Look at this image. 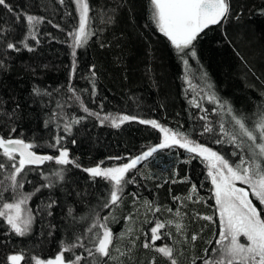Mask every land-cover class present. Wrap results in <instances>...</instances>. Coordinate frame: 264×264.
<instances>
[{
  "label": "trees",
  "instance_id": "1",
  "mask_svg": "<svg viewBox=\"0 0 264 264\" xmlns=\"http://www.w3.org/2000/svg\"><path fill=\"white\" fill-rule=\"evenodd\" d=\"M87 2L93 34L75 50L68 34L79 24L77 0H6L10 10L0 5V137L26 139L52 157L67 150L73 161L26 164L13 187L0 150V211L24 195L32 214L24 235L0 216V264H13L16 252L23 254L20 264L59 252L66 264L78 256L76 264H171L157 251L164 246L176 264H203L215 258L220 220L209 165L198 153L179 145L158 149L126 174L115 204L112 184L84 169L125 162L162 143L159 128L142 120L205 144L232 165L241 155L247 159L252 142L233 116L251 129L264 114V0H228L226 19L193 42L195 56L179 53L159 31L150 0ZM27 15L41 22L30 29ZM93 112L137 119L113 127ZM245 186L264 218V205ZM156 222L165 227L153 242ZM100 224L112 233L108 256L95 251Z\"/></svg>",
  "mask_w": 264,
  "mask_h": 264
},
{
  "label": "snow or ice",
  "instance_id": "2",
  "mask_svg": "<svg viewBox=\"0 0 264 264\" xmlns=\"http://www.w3.org/2000/svg\"><path fill=\"white\" fill-rule=\"evenodd\" d=\"M150 2L153 8L152 19L157 24L159 31L169 38L171 44L179 53L187 54L185 50H190L192 56H195V51L192 50L193 42L197 39L199 33L208 28L209 25H216L226 19L229 13L228 0H150ZM0 5L9 7L10 10V6L6 5V0H0ZM77 5L80 10L78 28L68 34L72 37L73 50L87 43V40L93 34L87 27L89 24V5L87 0H77ZM41 19L32 15L26 16L30 29L39 24ZM29 34L31 35V31ZM8 48L16 49V45L10 43ZM28 50L31 51L32 49L29 48ZM73 55H75V51H73ZM207 98L219 104L214 95H209ZM220 106L223 107L224 105ZM84 111L88 112V109L84 108ZM229 112H231L230 107ZM91 115L99 117L101 123L109 121L113 127H120L126 121L137 119L134 116L113 115L111 113L103 117H100V114L95 112L91 113ZM233 119L236 125L239 126L241 135L252 142L247 146L251 155L247 159L241 155L239 162L235 165L230 164L228 160L208 147L199 144L190 147L193 142L188 140L182 133L171 132L169 129L160 126L156 121L142 120L140 123L151 124L164 133L162 143L149 148L135 158H131L128 163L120 167L102 169L100 166H96L84 170L93 177L103 178L112 184L113 190L111 191L110 199L115 204L120 200V193L124 184L129 182L126 179V174L130 170L135 169L141 161L152 157L153 153L157 152L158 149L179 145L191 153H198L206 161L210 162L209 174L215 186L214 198L218 205L220 220L219 239L216 241L218 248L213 249L215 258L205 259L203 264H264V218H261L260 211L249 198V191L243 187L236 186L237 181L248 185L253 196L260 204L264 205V114L260 115L258 121L251 129L246 126L243 118L233 116ZM65 129L69 130L70 125H65ZM206 131H211V129L207 128ZM221 131H224L223 125H221ZM225 134L230 135V142L235 143L236 136L234 134L226 132ZM59 143L60 138H57L56 144ZM237 147H241V145L238 144ZM30 148H32V145L26 144L23 140H4L0 137V150H2L3 156L7 158L9 167L12 169L9 179L13 182V187H15L16 177L22 172L26 164H40L45 160H55L60 165L73 163L68 158L67 150L61 149L59 156L52 157L38 156L35 152L29 151ZM15 153H19L18 160ZM4 167V163L0 162V171ZM194 191L195 186H193ZM191 198L190 195L188 199ZM174 199L178 200L179 197ZM25 200L26 197L15 203L4 204L3 209L7 211H0V216H6L7 222L20 235H24L31 220L30 216L22 218L23 210L21 205L25 203ZM156 210L159 211V209ZM177 215H179L178 211ZM203 219L211 220L212 217H203ZM92 227H96V225ZM99 227L103 228L104 231L96 233L95 251L102 256H108L109 248L112 244V233L104 224H100ZM164 227L163 223L156 222L155 226L151 228V239L153 242L160 239L159 229ZM182 227L183 225L177 224L178 230ZM91 231L92 228H89V232ZM242 236L245 238L244 243H241L240 240ZM195 239L197 237L193 235L192 240ZM150 246L152 245L149 243L144 244L145 248ZM88 251L89 255H91V249ZM157 251L168 257L171 260V264H176V260L172 259L173 250L171 248L168 246L159 247ZM207 251L206 249V254ZM22 259L23 257L19 255L9 257L13 264H18ZM80 259L81 257H76V261ZM76 261H73L72 264H76ZM37 264H45V262L37 261ZM46 264H64L63 254L57 255L55 260H49Z\"/></svg>",
  "mask_w": 264,
  "mask_h": 264
},
{
  "label": "rangeland",
  "instance_id": "3",
  "mask_svg": "<svg viewBox=\"0 0 264 264\" xmlns=\"http://www.w3.org/2000/svg\"><path fill=\"white\" fill-rule=\"evenodd\" d=\"M77 9H78V17H79V19H80V10H79V7H78V5H77ZM88 16H89V24H88V30H90V14L88 13ZM78 22H79V20H78ZM78 28V27H77ZM77 30V29H76ZM162 127H164V128H166V129H169L171 132H174L172 129H170V128H168V127H165V126H162ZM163 137H164V133H163ZM190 141H192V140H190ZM162 142H163V139H162ZM193 142V145H191V146H194L195 144H199V145H203V146H205V147H208V148H210V149H212L213 151H215V152H217L216 150H214L213 148H211V147H209V146H207V145H205V144H201V143H199V142H197V141H192ZM43 153V152H42ZM219 155H221L219 152H217ZM44 154V156H50L49 154H47V153H43ZM18 155H19V153H18ZM136 156H139V155H136ZM136 156H133L132 158H135ZM222 156V155H221ZM223 157V156H222ZM18 158H19V156H18ZM131 159V158H130ZM130 159L129 160H127V161H125V162H121V163H116V164H113V165H107V166H103V165H97V166H100L102 169L103 168H114V167H120V166H122L123 164H125V163H128L129 161H130ZM207 163H208V165H209V161H207ZM96 167V166H95ZM236 186L237 187H243V188H245L246 190H247V188H246V186L242 183V182H240V181H237L236 182ZM214 189H215V186H214ZM26 196H24V195H22V196H19V197H17V198H14L13 200H10V201H8V202H6L5 204H7V203H15V202H17L18 200H20L21 198H25ZM21 207H22V218H28L29 216L32 218V214H31V210H30V207H29V205H28V201H27V197H26V200H25V203L23 204V205H21ZM1 211H7V210H5V209H3V207H2V209H1ZM6 217V216H5ZM30 222H31V220H30ZM27 227H29V225L27 226ZM109 229V228H108ZM240 240H241V243H244L245 242V238L242 236L241 238H240ZM63 254V252H59V253H57L55 256H52V257H48V258H42V257H36V262L37 261H42V262H45V264H46V262L47 261H49V260H55V258H56V256L57 255H60V254ZM13 255H19V256H22L23 257V254L22 253H19V252H16V253H12L10 256H13ZM63 260H64V264H66L67 262H66V260H65V257H64V254H63ZM21 263V260L18 262V264H20Z\"/></svg>",
  "mask_w": 264,
  "mask_h": 264
},
{
  "label": "water",
  "instance_id": "4",
  "mask_svg": "<svg viewBox=\"0 0 264 264\" xmlns=\"http://www.w3.org/2000/svg\"><path fill=\"white\" fill-rule=\"evenodd\" d=\"M12 140H23L26 144H30L26 139H22V138H9ZM9 139H4V140H9ZM29 151L35 152L38 156H44V154L42 152H39L37 150H35L33 147L29 149Z\"/></svg>",
  "mask_w": 264,
  "mask_h": 264
}]
</instances>
